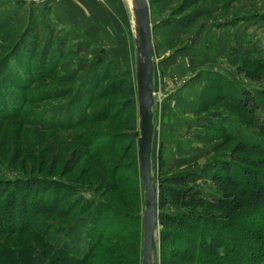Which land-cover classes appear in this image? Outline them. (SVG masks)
<instances>
[{
    "label": "rangeland",
    "instance_id": "rangeland-1",
    "mask_svg": "<svg viewBox=\"0 0 264 264\" xmlns=\"http://www.w3.org/2000/svg\"><path fill=\"white\" fill-rule=\"evenodd\" d=\"M148 1L154 43L153 182L159 188L163 176H189L196 195L220 200L223 194L211 176L218 164L232 159L236 142L227 133L261 146L264 138L240 121L227 99L217 98L207 79H231L234 93L264 94V71L261 81L251 80L238 73L231 58L244 46V52L251 49L264 59V0ZM11 17L14 22L3 20ZM136 27L129 0H0V264H71L62 259L59 244L76 229L85 237L89 217L97 215L92 209L76 215L71 208L76 197L77 209L115 204L124 213L104 210L107 220L123 225L124 236L101 241L90 263L142 264L146 192L138 156ZM109 85L127 89L99 97ZM207 100H214L208 108ZM258 101L256 115L264 120V96ZM255 159L264 176L262 160ZM26 180L48 185L46 195H75L62 199L56 213L25 214L23 201L8 205L4 199L17 197L18 188L20 198H37L41 191L28 192ZM50 200H44L46 207ZM172 202L169 213L176 215L180 207ZM239 223L226 235H239L243 254L230 250L234 241L228 238L224 262L264 264V203L243 212ZM162 229L161 223L155 228L152 264H169L171 251L186 249L182 243L163 249ZM83 245L81 238L76 259L90 250ZM196 254V264L207 261L202 248Z\"/></svg>",
    "mask_w": 264,
    "mask_h": 264
},
{
    "label": "trees",
    "instance_id": "trees-1",
    "mask_svg": "<svg viewBox=\"0 0 264 264\" xmlns=\"http://www.w3.org/2000/svg\"><path fill=\"white\" fill-rule=\"evenodd\" d=\"M3 20L12 21L13 18L11 17L7 20ZM14 21L15 20H13V22ZM1 23L3 24L4 22L1 21ZM244 50V46L243 48L242 46L235 48L234 54L231 57L233 64L238 65L237 70L240 75L257 82L261 81L263 79L264 59L255 58V53H253L251 49L247 48L246 52H244ZM108 67L109 64L105 63L104 76L107 74ZM42 71H44V69ZM38 79L39 78H36L34 82ZM99 79H103L102 75L99 76ZM28 82H22L23 87H26ZM207 85H212L213 91L217 92V98L223 97V99H227L231 103V110L238 114L242 123L249 127L256 128L264 138V120L256 115L260 104L258 99L260 95L262 97L264 96L262 91L258 96L247 91L242 94L234 93L232 91L235 90V85L231 79L224 81L221 77L214 76L207 79ZM111 87L112 86L109 85L99 90V97H106L110 92L118 94L117 91L121 92L127 89V87L123 86L114 89H111ZM129 91L130 95H135V90L130 89ZM212 101L214 100L206 101V108H208ZM5 110H7V108H5L4 111ZM227 139L236 142L232 159L227 163L218 164V170H215L211 176L213 185L223 194L222 199L213 201L207 197L196 195L194 186L192 185L193 181L189 179V176L172 175L160 178L159 194L161 202L159 204V223L163 226L161 232L164 245L163 249H166V245L174 247L179 243L185 244L186 246L183 254L171 251L172 257H169V264H181V259L188 260L185 264H196L198 260V255L196 253L199 248H202V251L207 257V261H202L201 264H212V262L214 264H226L224 259L227 260L229 258L227 248L230 249L229 246H227L230 236L226 235V231L228 232L229 229L240 224L242 213L247 209L259 208L264 203V176L258 169L259 163L254 161L256 160L255 158L259 157L262 160L261 163L264 164V146L255 145L247 138L238 137V135L231 132L227 133ZM38 182V180H26L24 184V186L27 184L28 192L33 193V191H41L37 198H33L30 201L20 198L23 194H21L18 188L17 197L9 198V196H6L4 200L10 205L14 199H20V202L23 201L26 206V209L23 210L25 214L34 211L37 212L35 214H53L56 213V211H61L59 209L62 199L65 200L75 195H71L70 191L59 193L57 198L55 196L56 194H52V192L49 193L50 195H46L44 191H47L48 185H44L43 183L38 184ZM16 184L18 185L16 182L14 186H17ZM69 190L73 193H77L74 189ZM48 197L51 199L49 203H52V205L49 204L51 206L46 207L48 202L44 203V200H47ZM169 199H173L172 205L176 204L180 207L177 213L178 215L169 213ZM80 201L81 200L76 197L71 207L75 210L74 213L76 215L86 214L90 209L96 211L97 215L89 217L91 222L88 223L87 231L84 232L85 237H81L83 230L76 229L73 233L75 235L72 237H68L63 241L62 238L59 239L58 244L62 242L59 244L58 250L62 253V259L67 260L68 263L91 264L90 258L93 256V252L100 247L104 239L112 240L119 236H124L123 233H120V230L123 229V225L121 226L120 222L115 218L107 220L106 218L109 217L104 210L115 209L117 214L123 215L124 213L120 207H117L115 204L114 206H109L102 203L100 205L87 203L86 205L82 204L81 208L77 209ZM39 210L41 212H39ZM10 212L11 215L15 213L13 210ZM23 212L17 214L22 217ZM23 220L24 219H22V224H25L26 221L24 220V222ZM73 226L74 225H72L71 228H73ZM113 227L119 228V231H115ZM185 232L189 235V238L186 240L179 237L184 235ZM192 236L195 237V239L192 240L190 238ZM238 236L239 235L229 238L230 241H234L233 249L230 250H234L237 254L242 255L244 247L239 246L240 240ZM81 238L84 241V248L90 250L86 256L82 257L80 260L78 258L81 255H78L79 257L77 259L73 255H75V247H77ZM199 238H202L201 241H197ZM167 262L168 261H166V263Z\"/></svg>",
    "mask_w": 264,
    "mask_h": 264
},
{
    "label": "water",
    "instance_id": "water-1",
    "mask_svg": "<svg viewBox=\"0 0 264 264\" xmlns=\"http://www.w3.org/2000/svg\"><path fill=\"white\" fill-rule=\"evenodd\" d=\"M137 32V82L140 112L138 156L140 173L146 192L144 214V243L142 264H152L155 228L159 224V188L152 179V151L154 141V43L151 11L148 0H135Z\"/></svg>",
    "mask_w": 264,
    "mask_h": 264
},
{
    "label": "bare ground",
    "instance_id": "bare-ground-1",
    "mask_svg": "<svg viewBox=\"0 0 264 264\" xmlns=\"http://www.w3.org/2000/svg\"><path fill=\"white\" fill-rule=\"evenodd\" d=\"M129 2H130V4H131V7H132V9H134L135 10V0H129Z\"/></svg>",
    "mask_w": 264,
    "mask_h": 264
}]
</instances>
